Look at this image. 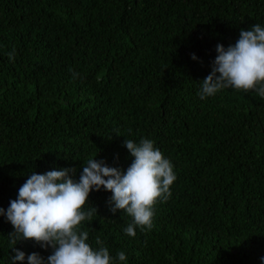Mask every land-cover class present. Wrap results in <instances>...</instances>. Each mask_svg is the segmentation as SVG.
I'll return each mask as SVG.
<instances>
[{"label": "trees", "instance_id": "1", "mask_svg": "<svg viewBox=\"0 0 264 264\" xmlns=\"http://www.w3.org/2000/svg\"><path fill=\"white\" fill-rule=\"evenodd\" d=\"M255 24L264 0H0V208L35 171L78 181L94 158L126 171L125 140L147 138L173 164L171 197L131 237L112 193L93 190L87 243L99 237L115 264H264V98L199 96L217 45ZM14 231L0 216V264L15 246V264L52 254Z\"/></svg>", "mask_w": 264, "mask_h": 264}, {"label": "clouds", "instance_id": "2", "mask_svg": "<svg viewBox=\"0 0 264 264\" xmlns=\"http://www.w3.org/2000/svg\"><path fill=\"white\" fill-rule=\"evenodd\" d=\"M216 51L212 71L202 81L201 99L226 88L255 90L264 98V27L255 24L242 29L234 45L225 48L220 44ZM8 55L14 59L15 49ZM192 58L195 60L196 56ZM124 146L134 158L126 171L96 158L87 160L78 181L73 178L75 168L44 174L35 171L20 186L10 206L6 210L0 208V216H5L15 229L9 234L13 244L34 240L45 249L52 248L46 260L39 253L27 255L28 264H115L99 237L96 243L100 247L94 250L87 243L89 233L81 230L82 222L91 220L97 211L94 207L85 210L93 190L111 192L110 210L125 212L132 218L124 229L127 235L135 237L137 227L151 230L157 201L166 202L171 197L170 188L176 180L174 167L150 139L143 138L139 143L126 139ZM13 250L14 264L25 261V252L16 246ZM116 259L123 262L127 257L120 251Z\"/></svg>", "mask_w": 264, "mask_h": 264}]
</instances>
